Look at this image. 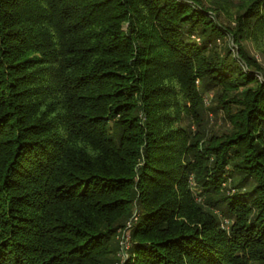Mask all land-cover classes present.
<instances>
[{"label": "trees", "instance_id": "obj_1", "mask_svg": "<svg viewBox=\"0 0 264 264\" xmlns=\"http://www.w3.org/2000/svg\"><path fill=\"white\" fill-rule=\"evenodd\" d=\"M248 42L264 0H0V264H264Z\"/></svg>", "mask_w": 264, "mask_h": 264}, {"label": "rangeland", "instance_id": "obj_2", "mask_svg": "<svg viewBox=\"0 0 264 264\" xmlns=\"http://www.w3.org/2000/svg\"><path fill=\"white\" fill-rule=\"evenodd\" d=\"M224 21L226 23L229 22L227 17H226V19ZM218 43H219V45L222 44L221 41H219ZM225 43H231V45H232L233 41L230 40L229 38H227ZM247 46H248V49H250V52L253 55H255V57L258 59V61L261 62V63H264L262 55L259 53V51L257 52V50L253 47L251 42H248ZM211 97H212V92L205 94V104H206L207 108L212 105ZM207 115L209 116L208 119H207V122H208V126H207L208 133H211L212 131H222L224 129H228L229 128L227 119L222 113H219L218 115H216V114H213L212 111L207 110ZM192 129H195V125L192 126ZM118 239H119V243H120V247H121L120 251H119V256L123 257V255L121 254V251L123 250V246L126 245L125 240L127 241L128 236L126 235V233L121 231L118 234ZM125 248H127V247H125Z\"/></svg>", "mask_w": 264, "mask_h": 264}]
</instances>
